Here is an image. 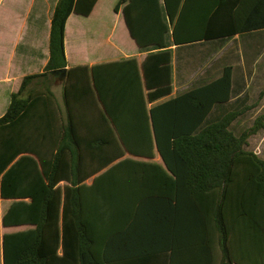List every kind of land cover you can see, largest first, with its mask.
I'll return each instance as SVG.
<instances>
[{"label":"trees","instance_id":"1","mask_svg":"<svg viewBox=\"0 0 264 264\" xmlns=\"http://www.w3.org/2000/svg\"><path fill=\"white\" fill-rule=\"evenodd\" d=\"M96 4L59 0L48 65L23 79L0 119V264H109L97 234L124 224L123 169L155 165L157 155L166 169L156 166L162 187L145 211L148 228L194 212V227L222 233L231 262L236 230L264 229V159L248 150L264 117L238 135L239 113H218L233 98V67L149 106L173 94L170 46L263 32L264 0H120L115 11L123 8L132 40L151 53L141 64L69 68L67 22ZM61 80L64 106L53 90Z\"/></svg>","mask_w":264,"mask_h":264},{"label":"crops","instance_id":"2","mask_svg":"<svg viewBox=\"0 0 264 264\" xmlns=\"http://www.w3.org/2000/svg\"><path fill=\"white\" fill-rule=\"evenodd\" d=\"M120 0H97L89 17L73 14L66 26L65 45L69 68L78 66L93 67L106 63H116L136 59L140 64L149 51L140 50L132 40L127 29L123 8L117 13L115 8ZM59 0H0V119L11 105V96L19 92L26 76L44 72L50 60V36L52 20ZM113 7L114 15L109 13ZM106 10L108 12L106 13ZM110 21L116 24L123 22L129 38L130 51H121L115 45L101 51L93 32L94 24L104 29L109 28ZM100 25V26H99ZM243 39L245 48L243 45ZM171 41V40H169ZM236 41L240 47L235 50V61L227 56L218 59L207 71L196 87L211 83L222 77L227 67H233V98L218 113L236 111L239 118L235 125L245 131L254 128L260 114V102L257 96L260 82L259 62L261 50L264 49V31L236 35L232 39L203 43L212 45L208 59L213 57L221 46ZM199 45V44H196ZM195 46V45H192ZM192 46H170L173 67V94L149 108L158 105L177 95L175 84L178 78L180 51ZM80 53H73L74 50ZM90 52V53H89ZM92 52V53H91ZM155 52V51H153ZM264 84V75H263ZM193 88V89H194ZM59 103L64 106L62 80L53 87ZM184 93V92H183ZM251 126H248L250 125ZM116 135L115 131L107 132ZM249 151L264 159V130L253 134L249 140ZM129 155H127L128 157ZM130 157V156H129ZM154 164L128 165L123 169V202L126 206L123 213L122 234L107 228L98 232L103 238L100 252L108 251L109 264H264V229L241 227L236 230L232 244V261L229 262L222 246L223 235L212 229L196 228L194 212H178L175 221L148 228L147 219H153L150 213L158 201V189L162 187V173ZM159 179V180H158ZM93 180L87 182L90 186ZM155 202V204L153 203ZM2 207V204H1ZM94 217V216H93ZM91 217V218H93ZM253 224V218L249 220ZM153 261V263H148Z\"/></svg>","mask_w":264,"mask_h":264},{"label":"rangeland","instance_id":"3","mask_svg":"<svg viewBox=\"0 0 264 264\" xmlns=\"http://www.w3.org/2000/svg\"><path fill=\"white\" fill-rule=\"evenodd\" d=\"M113 7L109 10V13L114 15ZM108 10H106V13ZM98 24V23H97ZM97 24H94L93 32L96 34V39L99 42L97 47L103 51L104 49H111L113 45L118 47L121 51H130L129 43L130 40L127 38V34L124 28L123 22L116 24L115 33H113L114 23L110 21L109 28L104 29L102 27H98ZM100 26V25H99ZM170 40L171 37H168ZM243 39V45L245 48ZM240 43L236 41L231 42L227 46H221L223 51L220 52V49H217L215 55L210 59L207 58L206 55H209L211 50L213 49L212 45L199 44L189 48H185L180 51V60L178 64V78L175 84V88H177V94H181L183 92L189 91L193 89L198 82H200L203 77L206 76L207 71L215 64L218 59H221L224 56H227L229 60L232 62L235 61V50L237 47H240ZM73 53H80L79 50H74ZM90 53V52H89ZM92 53V52H91ZM259 71H260V82H259V90L257 96L259 97L260 102V117H264V84H263V75H264V49L261 50L260 54V62H259ZM248 126H251L248 125ZM241 126H236L235 123L233 125V130L236 134H241L243 131L241 130ZM250 150V148H248ZM9 205V202H3V206L6 207ZM3 207V208H4ZM5 230H2V233H5Z\"/></svg>","mask_w":264,"mask_h":264}]
</instances>
